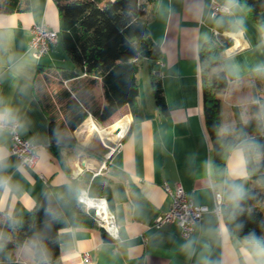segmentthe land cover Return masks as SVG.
Returning <instances> with one entry per match:
<instances>
[{"label": "crops", "instance_id": "1", "mask_svg": "<svg viewBox=\"0 0 264 264\" xmlns=\"http://www.w3.org/2000/svg\"><path fill=\"white\" fill-rule=\"evenodd\" d=\"M210 1L156 0L146 8L149 36L161 52L157 74L168 115L159 113L149 85L142 84L137 118L128 105L109 118L120 116L125 109L130 118L123 117L109 130L104 129L111 136L102 137L111 140L126 132L106 169L97 175L109 182L106 201L115 216L119 240L105 241L97 226L63 228L58 232L61 264H85L84 253L89 254L91 264H259L254 255L248 260L247 253L253 251L250 240L234 237L222 220V212L220 216L204 214L189 238H182L174 223L151 227L152 220L170 207L163 184H180L195 204L212 210L215 191L248 176L243 149L234 147L226 156L225 181L215 180L212 145L203 119L199 52L215 36L214 30L220 33L215 36L218 40L231 42L220 61L228 85L217 92V98L219 135L232 136V107H239L243 119L247 117L251 99L248 78L264 69V35L239 0L233 4L216 0L228 6L230 13L214 18ZM28 4V11L0 12V112L11 109L6 121L17 122L20 137L39 146L34 166H20L10 153V134L0 130V155L4 157L0 166V180L4 181L0 183V215L18 223L46 187L67 184L85 172L96 177L93 173L102 163L82 151L66 149L62 152L66 173L49 150L47 117L36 97V79L40 70L59 67L58 62L66 58L59 43L39 58L29 50L32 27L44 24L59 31V17L54 0H28ZM94 90L97 101L103 104L101 85ZM82 133L78 127L75 139L79 143L89 141L90 133ZM88 188L80 182L79 190ZM24 248L32 261L30 249L17 250ZM15 255L19 262L33 264L26 263L17 252Z\"/></svg>", "mask_w": 264, "mask_h": 264}, {"label": "trees", "instance_id": "2", "mask_svg": "<svg viewBox=\"0 0 264 264\" xmlns=\"http://www.w3.org/2000/svg\"><path fill=\"white\" fill-rule=\"evenodd\" d=\"M54 1L59 17L58 43L70 67L40 70L35 92L47 117L49 150L67 173L64 150L96 154L74 137V131L88 116L103 123L128 105L133 118H137L142 107V84L149 85L160 114L168 115V108L157 74L160 48L149 36L145 17L146 8L156 0ZM239 2L264 35V0ZM28 5V0H2L0 12L28 11ZM230 45L229 40L212 36L199 52L204 125L212 145L216 182L225 181L227 153L234 147H241L244 152L248 176L225 187L222 220L234 237L250 240L254 234L256 240L264 242V69L254 71L248 78L251 99L247 117L243 119L239 107L233 106L234 135L220 136L217 92L228 85L220 61L221 53ZM50 73L58 79L59 86L67 82L70 88L59 87L47 93L45 83L52 82ZM96 85H101L103 104L93 94ZM126 116L129 118L125 109L106 130ZM80 182L88 185L90 196L109 200L108 180L85 172L67 184L46 187L19 223L0 215V264H24L15 255L22 247L31 250L33 264H61L58 232L70 226H96L77 201ZM102 234L105 241H110L105 232Z\"/></svg>", "mask_w": 264, "mask_h": 264}, {"label": "built area", "instance_id": "3", "mask_svg": "<svg viewBox=\"0 0 264 264\" xmlns=\"http://www.w3.org/2000/svg\"><path fill=\"white\" fill-rule=\"evenodd\" d=\"M211 17L214 18L220 14L230 13L228 6L217 2L210 1ZM57 30L48 29L44 24L34 25L31 29V38L29 41V50L37 58L47 54L52 46L58 43ZM215 36H220L217 30H214ZM18 124L15 121L3 123L0 130L7 131L11 136L10 153L16 158L20 166L33 167L38 159L39 146L20 137L17 131ZM120 143L110 149L107 158H110L118 151ZM106 169V163H102L93 176L103 173ZM163 189L170 198L169 210L156 216L151 223V227L159 229L165 224L174 223L180 229L182 238H189L195 231L204 214L213 213L220 216L222 208L225 205L224 188L214 192V204L212 210L206 206L195 204L187 195L180 184L169 186L163 184ZM77 200L81 203L87 214L93 218L96 226L105 232L110 240L117 242L119 240V228L114 214L111 212L108 203L103 197H92L87 189L79 190ZM85 264H91L89 254H83Z\"/></svg>", "mask_w": 264, "mask_h": 264}, {"label": "rangeland", "instance_id": "4", "mask_svg": "<svg viewBox=\"0 0 264 264\" xmlns=\"http://www.w3.org/2000/svg\"><path fill=\"white\" fill-rule=\"evenodd\" d=\"M219 37V36H218ZM220 41H223V40H220ZM223 43V42H222ZM59 51V50H58ZM222 56H223V54L221 53V58H222ZM64 59V58H63ZM62 61V60H61ZM57 65H59V66H61V67H68L69 65H70V63H69V61L66 59H64V61L63 62H58V64ZM246 71H248V70H246ZM41 75H42V73H40V75H38V77H41ZM50 75H51V79H52V82H50L49 84L48 83H45V91L47 92V93H51L52 91H54V90H56V89H58L59 87H69L70 88V85H69V83H67V82H64L61 86H59L58 85V83H57V78H55V75H53L52 73H50ZM228 78H230V76L228 77ZM95 89V87L93 88V90ZM95 91V90H94ZM93 91V94H94V96L96 97V94H95V92ZM91 117V118H90ZM117 117H119V115L117 114L115 117H113L112 119H109L108 121H105V122H103V123H100V122H98L95 118H93L92 116H88V118H87V121H88V119H92L93 120V122H95V124L98 126V127H101V128H104V129H106L105 127L106 126H109L111 123H112V121L115 119V118H117ZM90 121V120H89ZM81 126V127H80ZM79 126V129H82L83 130V125L81 124ZM78 129V128H77ZM109 128H107V130H108ZM89 141H87V142H78L77 140V142L79 143V144H81V145H84V146H88V147H90V148H92L93 150H95V152H96V154H95V156H88L87 154H85V155H87L86 157H91L92 159L94 158V159H96V160H99V161H102V163H106V167L108 166V162H109V160H110V158H107V156L109 155V153H110V149L111 148H113L115 145H116V143H117V140H111V139H109V138H106V137H100V135L99 134H97V132L93 129L91 132H90V134H89V139H88ZM101 154L102 156L101 157H98L99 155ZM101 163V164H102ZM20 250V249H19ZM19 250H17L16 252H17V254L21 257V258H23L24 259V261L26 262V263H32V261L30 260V259H28V256L26 255V251H27V249H23V250H21V251H19ZM29 255L32 257V252H31V250H30V253H29Z\"/></svg>", "mask_w": 264, "mask_h": 264}, {"label": "clouds", "instance_id": "5", "mask_svg": "<svg viewBox=\"0 0 264 264\" xmlns=\"http://www.w3.org/2000/svg\"><path fill=\"white\" fill-rule=\"evenodd\" d=\"M230 4L235 3V0H229ZM11 109H5L3 112H0V127L3 126V123L11 116ZM4 157L0 155V166L3 165ZM3 180H0V183H3ZM250 243L252 244L253 251L247 253L248 260L250 261L253 255L259 261V264H264V242L257 241L254 234H252ZM247 251V250H246ZM247 264V262H246Z\"/></svg>", "mask_w": 264, "mask_h": 264}, {"label": "bare ground", "instance_id": "6", "mask_svg": "<svg viewBox=\"0 0 264 264\" xmlns=\"http://www.w3.org/2000/svg\"><path fill=\"white\" fill-rule=\"evenodd\" d=\"M83 126H84V129L82 130V132H83L82 134H84V135H88L93 129L97 132V134L100 135V137H102L103 134H106L108 136L110 135V133L108 131H105L103 128L98 127L95 124V122H93L92 120L85 122Z\"/></svg>", "mask_w": 264, "mask_h": 264}, {"label": "water", "instance_id": "7", "mask_svg": "<svg viewBox=\"0 0 264 264\" xmlns=\"http://www.w3.org/2000/svg\"><path fill=\"white\" fill-rule=\"evenodd\" d=\"M126 129H127V128H126ZM125 132H126V130L124 131V133L122 134V136L118 139L117 143H120V142L122 141V139H123V137H124V135H125ZM78 194H79V190L76 191V195H77V196H78Z\"/></svg>", "mask_w": 264, "mask_h": 264}]
</instances>
